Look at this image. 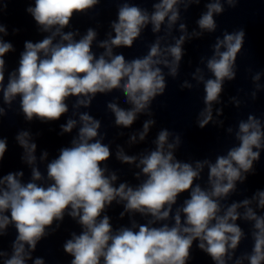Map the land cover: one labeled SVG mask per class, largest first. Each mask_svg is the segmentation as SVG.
Instances as JSON below:
<instances>
[{
    "label": "clouds",
    "instance_id": "1",
    "mask_svg": "<svg viewBox=\"0 0 264 264\" xmlns=\"http://www.w3.org/2000/svg\"><path fill=\"white\" fill-rule=\"evenodd\" d=\"M99 2L35 0V6L27 8V11L41 30L50 35L36 43H25L19 67L9 75L6 87L3 57L12 50V45L0 38V91L3 92V101L11 105L19 96L26 120L31 121L34 117L44 122L59 120L68 112V97H78L75 107H88L97 93L119 89L126 103L132 107L126 110L115 102H109L107 108L114 113L115 124L127 128L137 119L138 113L146 112L153 99L165 92V76L158 65H164L169 68L171 76H177L184 54L185 35L176 39L174 45L163 49L160 44L162 38H157L146 56L131 61H126L123 54L114 55L113 48H131L142 28L149 23L153 25V32H159L167 18L171 29L179 19L177 5L184 3L187 7L189 3L198 4L200 0H159L153 5L151 15L147 10L124 3L119 7L118 20L111 25L115 35L100 43L105 51L97 58L92 51L96 31L89 28L86 35L76 40V33L62 30L69 25L74 13L85 12ZM226 2L235 7L239 0ZM4 7L6 3L0 4V12ZM223 11L220 0L208 3L207 12L197 22L199 28L214 32L217 24L213 16ZM179 27L184 31L186 26L181 23ZM0 33L6 34L2 24ZM244 38L243 29L225 32L223 39L218 38L214 45V55L207 61V68L214 78L204 81L206 107L200 113V128L212 120V104L218 101L224 80L235 77L234 65L243 48ZM168 56L172 57L171 61ZM196 72L199 74L200 69ZM196 78L204 80L202 75ZM259 78V74L253 77L254 80ZM181 87L190 88L191 85L185 82ZM4 113L5 109L0 107V115ZM79 121L81 127L77 138L72 140V146L62 148L58 158L47 165V177L51 181L48 186L35 182L42 179L41 172L35 167L32 169V182L23 183L19 179L22 172L0 177V235L5 234L3 230L9 224H14L18 233L12 245V255L3 260V264H26V259H31V251L46 235V227L51 226L54 220H63L65 210L69 208L68 215L78 218L83 227L81 234L73 233L72 239L63 246L64 251L73 257L71 264H186L194 240H199L198 247L211 256L215 264H226L244 236L241 227L235 223L241 218L238 211L241 207L245 209L243 219L255 222L252 233L254 247L252 253L243 258L249 264H264V216L257 215L250 207L252 200H256L257 206L264 209V191H258L251 200L231 203L222 214L219 202L236 190V182L246 179L242 173L253 171V162L260 158V152L254 149L264 147V130L253 115H249L246 122L239 123L236 135L239 146L231 148L227 155L218 156L215 163L197 161L195 167L174 157L173 150L181 142L179 135L170 143L171 133L167 129L161 130L155 141V150L139 160L137 167L141 168L146 179L135 188L126 183L114 187L117 176L114 173L105 175L107 168L101 165L110 158L111 151L101 140L95 139L99 135L100 121L88 113L80 114ZM154 123V120H148L143 124L140 140H144ZM76 124V120L69 119L61 126L62 131L70 133ZM16 139L25 150L23 159L33 165L37 146L30 143L29 133L22 131ZM131 139L135 141L136 137ZM6 149V140L0 139V162ZM116 155L128 164L137 159L125 155L122 149ZM46 156L45 152L42 158ZM205 165L208 167L209 189L202 188L199 183L194 186ZM185 192L190 194V198L185 199L171 217L174 223L150 226L157 221H167L178 196ZM117 198L118 203L126 202V212L150 215L153 219L140 224L138 231L133 230L135 222L132 228L121 227L113 231L109 217H101V214ZM5 255L0 252V257ZM243 258L237 259L235 264H242ZM34 264H44V260L36 258Z\"/></svg>",
    "mask_w": 264,
    "mask_h": 264
}]
</instances>
